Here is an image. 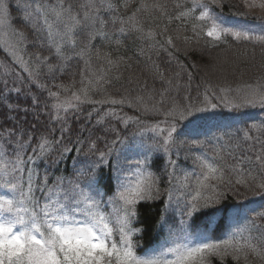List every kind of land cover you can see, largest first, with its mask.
<instances>
[{"label":"snow or ice","instance_id":"6c2138e0","mask_svg":"<svg viewBox=\"0 0 264 264\" xmlns=\"http://www.w3.org/2000/svg\"><path fill=\"white\" fill-rule=\"evenodd\" d=\"M245 6L249 9H264V0H245ZM13 7L20 13L19 19L23 25L34 32L43 30L49 48L54 49L52 56L61 61L72 59L65 55V48L75 50L78 46L77 36L86 42L85 47L76 52L77 56H82L88 44L97 36L106 38V33L100 29L109 22L127 24V29L123 26L118 29L122 34L126 31L137 32L140 34L138 38L155 41V33H145L139 26L136 12L127 20L111 15L118 11L111 0H88L82 6V14L74 12L71 4L66 6L62 2L46 7L40 0H23V3L0 0V46L8 52L15 66L0 63V76L15 73L22 83H27L29 92L26 98L31 99V105L20 107L6 102L13 90L18 96L22 93L19 87L7 89V81H4V87L8 94L0 90V104L9 112H23L24 119L39 104L38 98L30 90L31 86L39 89L46 87L39 83L42 67L53 73L56 65L50 62L52 57L41 58L37 54L38 63L32 66L31 56L25 59L27 45L23 43L26 37L22 31L14 30V34L20 37L14 43L4 38L7 35L4 29ZM124 7L127 8L128 4L125 3ZM176 7L183 6L178 4ZM223 7V0H191L190 7L182 10L175 19L189 22L188 26L195 37L203 33L214 42H223L226 37H231L237 42L264 46V15L254 17L258 21L256 24H236L225 19ZM152 8L163 12L165 6L154 4ZM101 10L110 14L109 20L101 17ZM142 10L148 11L149 5L142 3L137 11ZM188 39L184 37L186 43ZM165 44L168 47H164ZM152 46L162 48L169 56L173 55L169 48L178 50L171 36L166 37L164 44L155 42ZM16 68L27 75V81L15 72ZM104 83H110L104 76L88 79V87L72 92L65 99H61L59 92L49 90V96L55 100L51 105V120L63 121L70 111L78 112L84 103H100L90 100L88 94ZM245 88L246 95L232 99L225 96L219 103H213L205 95L202 107L191 103L167 108L145 106L146 113L163 117L150 125L144 124L139 117L125 118L112 111L106 112L97 119V125L104 124L106 117L114 116L124 130L136 126V131L130 134L131 140L129 136L122 135L119 128H105V134L112 135L110 140L104 141L103 150L98 148L97 140H89L84 158L78 161L76 179L54 177L51 186L47 174L40 183L34 178L39 176L36 170L38 163L47 162V157L54 151L52 142L47 135L42 134L37 148L32 150L33 155H26L33 138L31 131L19 127L15 118L10 117L14 127L0 131V189L4 190L0 194V264H212L213 258L224 264L229 257L234 261L243 259L245 264H249L250 258L264 264V227L256 223L257 219L264 222V212L243 216L242 222L226 238L218 241L212 240L206 231L193 229V218H198L199 213L213 209L209 214L211 217L224 211L220 205L228 198L229 191L236 196H240L243 191H264V149L253 160L245 155L236 156L235 151L241 147L237 144L228 153L233 161L231 164L222 154L196 155L194 161L198 165L199 175L195 178L194 186L190 184L191 173H186L181 183L182 188H191L184 198L182 218L177 224L168 214L176 199L171 185L178 162L173 157L179 155L180 146L189 143L178 140V125L183 123L185 128L192 130L202 128L214 118L208 114L220 107L229 110L264 109V84L245 85ZM106 102L125 104L124 99ZM159 103L163 105L164 101ZM128 106L134 107L131 102ZM33 115L39 119L34 111ZM91 117L92 113H89V119ZM65 131L67 127H62L56 144L64 139ZM250 131H264V122L259 125L253 123ZM243 138L245 141L253 139L249 131L244 132ZM69 143L72 147L64 145L61 148V158L71 152L79 156L85 142L78 138ZM190 144L196 148L203 146V142L198 139L191 140ZM126 149L134 153L136 158L125 154ZM160 154L166 168L171 169L168 178L170 187L164 190L167 203L161 200L159 177L151 170L154 159ZM52 163L58 164L59 160ZM245 164L252 167L245 168ZM106 169H110V172H106ZM226 171L237 178L234 181L225 180ZM38 192L42 196H37ZM110 192L112 195H109ZM156 201L164 205L163 211L158 214L157 225L161 229H168L167 238L144 254H138L137 249L141 247L145 231L138 226V205ZM105 208L109 210L105 211ZM242 212L239 208L234 211V219L240 221Z\"/></svg>","mask_w":264,"mask_h":264},{"label":"trees","instance_id":"16d2710c","mask_svg":"<svg viewBox=\"0 0 264 264\" xmlns=\"http://www.w3.org/2000/svg\"><path fill=\"white\" fill-rule=\"evenodd\" d=\"M13 2L23 3V0H13ZM61 2L66 6L71 4L74 12L82 14L84 11L82 6L86 5L88 0H40V3L46 7L55 6ZM111 2L118 9L111 15L127 20L133 12H136L139 26L144 29L145 33L148 31L155 33V41L140 39L138 38L140 34L137 32L126 31L122 34L118 29L121 26L127 29V24L120 25L109 22L100 29L106 33V38L97 36L88 44L87 51L82 56H77L76 52H80L86 43L77 36V48L75 50L65 48V55L71 56L72 59L61 61L52 56L54 49L49 48L43 30L34 32L31 28L23 25L19 19L20 13L15 7L12 8L11 17L4 29V32L7 33L4 38L14 43L20 39L18 35L14 34V30L22 31L26 37L23 43L27 45L25 59L27 60L31 56V65L35 66L38 63L37 54L41 58L50 56L52 57L50 62L56 65V70L53 73H49L46 67H42L39 83L46 85L44 89L31 86L30 90L38 98L39 104L34 110L29 111L27 119H24L23 112H9L6 107L0 104V131L14 127L10 117L15 118L19 127L31 131L33 138L26 155H33L32 150L37 148L42 134L47 135L53 144L54 151L47 157V162H40L36 166L39 176L34 179L37 183L42 182L45 174H47L49 186L52 185L54 177L58 176L67 180H75V173L79 167L78 161L84 158L87 142L97 140L98 148L103 150L104 141L111 139L112 133L106 135L105 128H119L122 130L121 134L129 136L131 140L130 134L136 131V126H130L124 130L123 125L114 116L106 117L104 124L97 125V119L104 116L106 112L112 111L125 118L139 117L144 124L150 125L163 117L146 113L145 106L167 108L191 103L202 107L205 95H208L213 103H219L220 99L225 96L232 99L246 95L245 85L264 84V46L244 41L237 42L231 37H226L223 42H214L212 38L203 33L199 37H195L188 26L189 22L175 19L182 10L190 7L191 0H111ZM125 3L128 4L127 8L124 7ZM142 3L149 5L148 11H137ZM223 3L222 15L227 20L237 17L244 24L258 23L254 20L257 15L241 9L239 12H235L233 9L235 3L232 1L223 0ZM154 4L164 5V11L153 9L152 5ZM178 4L183 7H176ZM100 15L105 20H109L110 14L104 10H101ZM59 27L63 30L62 25ZM168 36L173 38L178 49L169 48V51L173 53L172 56H169L168 52L162 48L152 46L155 42L164 44ZM185 36L189 38L187 43L184 41ZM164 47L168 46L165 44ZM0 63L15 67L3 46H0ZM15 72L20 73L21 78L27 81V75L21 73L19 68H16ZM100 76H104L105 80L110 83H104L99 88L90 90L88 94L90 100L100 103H84L80 105L78 112L70 111L63 121L54 122L51 120V105L55 100L49 96V90L59 92L61 99H65L70 97L72 92H79L82 88L88 87V79L95 80ZM4 81H7V89L19 87L22 89V93L18 96L13 90L8 94L4 87ZM222 89L225 91H221ZM0 90L9 95V100L6 102L18 104L20 107L31 105V99L26 98L29 86L27 83H22L15 73L0 76ZM111 99H124L125 104L113 105L106 102ZM161 100L164 101L163 105L159 103ZM129 102L134 107H129ZM33 111L38 115V120L34 117ZM89 113H92L91 119H89ZM208 115L214 118L208 120L202 128L192 130L185 128L183 123L178 125V140L189 143L180 146L178 148L179 155L173 157L178 162L171 185L174 188L176 199L168 214L177 224L182 218L184 198L191 192V188L181 187L183 177L186 173H191L190 184L194 186L195 178L199 175L198 165L194 161L196 155L201 153H207L208 156L222 154L231 164L233 161L228 157V153L233 151L237 144H240L241 147L234 154L236 156L245 155L253 160L264 149V131H250L253 123L259 125L264 122V109L256 107L229 110L220 107ZM62 127H67V131L64 132V139L60 144H56ZM245 131H249L253 137L252 140H244ZM78 138L85 142L81 154L78 156L75 152H71L61 158V148L64 145L72 147L69 142ZM193 139L202 141L203 146L200 148L191 146L190 141ZM125 154L130 158H136L135 154L128 152L127 149ZM185 157L188 158L185 159ZM56 160H59L58 164L52 163ZM244 167H252V165L245 164ZM151 170L159 177L162 190L161 200L167 203L164 190L170 187L168 178L171 169L166 168L162 154L154 159ZM105 171L110 172V169ZM236 178V175L226 171L225 180L234 181ZM3 191L0 189V194ZM109 195L112 193L110 192ZM37 196H42V194L38 192ZM163 206L161 201L138 205L140 213L138 226L145 229L141 247L137 249L138 254H144L167 238L168 229H161L157 225L158 214L163 211ZM220 207L224 209L222 213L210 217L209 214L214 210L208 209L199 213L198 218L194 217L193 229L206 231L214 241L226 238L229 232L242 222L243 216L264 212V191H243L240 196L229 191L228 198L222 202ZM238 208L243 210L240 221L233 217L234 211ZM108 210L105 208V211ZM256 223L264 227V222L259 219L256 220ZM212 264H220V262L213 258ZM224 264H245V262L243 259L234 261L229 257ZM249 264H261V262L250 258Z\"/></svg>","mask_w":264,"mask_h":264},{"label":"rangeland","instance_id":"374dc122","mask_svg":"<svg viewBox=\"0 0 264 264\" xmlns=\"http://www.w3.org/2000/svg\"><path fill=\"white\" fill-rule=\"evenodd\" d=\"M235 3L234 10L235 12H238V9L245 10L247 12H250L253 15L262 16L264 15V9H249L245 6V0H229ZM231 22V20H228ZM232 23L236 24H244L243 21H240L237 17L234 18Z\"/></svg>","mask_w":264,"mask_h":264}]
</instances>
